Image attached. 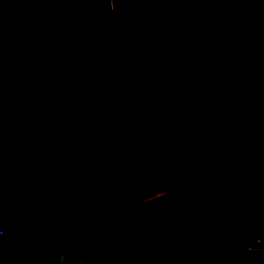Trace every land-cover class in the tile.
<instances>
[{
  "label": "trees",
  "instance_id": "obj_1",
  "mask_svg": "<svg viewBox=\"0 0 264 264\" xmlns=\"http://www.w3.org/2000/svg\"><path fill=\"white\" fill-rule=\"evenodd\" d=\"M247 1L0 0V72L8 64L17 69L19 60L26 75L58 65L48 74L58 78L60 91L55 99L46 86L34 89L35 109L46 121L19 149L3 151L17 137L0 121V168L32 164L45 183L70 158L59 141L84 146L105 137L138 175L171 182L168 192L139 201L116 168L95 169L86 194L72 199L75 214L47 232L57 250L131 228L132 241L117 251L120 263L156 237L161 264H178L184 234L188 264H201L199 239L212 220L201 207L218 173L213 168L197 181L191 175L219 152L239 157L243 166L233 177L234 199L219 209V239L239 247L249 200L264 197V179L251 181L248 173L251 154L264 176V100L245 116L235 94L246 85L264 91V30L247 42L239 20L223 14ZM109 34L116 51L126 42L132 67L142 70L141 84L122 87L123 63L112 53L100 73L87 70L90 47ZM65 57L71 76H61ZM21 95L22 86L11 83L0 94V111L24 129ZM245 120L252 127L237 147Z\"/></svg>",
  "mask_w": 264,
  "mask_h": 264
},
{
  "label": "rangeland",
  "instance_id": "obj_2",
  "mask_svg": "<svg viewBox=\"0 0 264 264\" xmlns=\"http://www.w3.org/2000/svg\"><path fill=\"white\" fill-rule=\"evenodd\" d=\"M224 13L225 14L223 15L226 19L234 18L239 20L240 24L246 31L247 42L251 41L260 31L264 30V0H248L238 8L224 10ZM111 53L113 54V59L116 64L119 65V61L123 63V70L120 72V83L122 87L126 84L129 86H137L143 82L142 70L140 68H133L129 61L126 42L124 41L116 51L113 48V41L110 34L107 36L105 43L99 42L90 47L86 60L87 70L100 73L108 66ZM17 65L18 68L15 69L13 65L8 64L6 72H0V94L7 93L11 83L20 84L22 86L21 105L25 114L26 125L24 129H19L6 114L0 111L1 123L9 132L17 137V141L5 145L3 151L19 149L23 145V140L34 128L43 127L45 125L46 116L39 114L35 109V88L46 86L49 88L50 96L52 98L59 99L60 97V91L55 86L58 78L48 74L52 69L57 68L58 65L41 66L38 71L31 72L28 75H26L27 70L24 67L22 60H19ZM59 65H66L67 67L61 76L72 75L70 64L66 57ZM235 97L237 98L239 105L242 107L245 116H247L253 105H255L260 99H264V91L255 92L246 85L237 91ZM58 124L60 128L62 126V120H59ZM251 127L252 123L245 120L237 137V147H240L244 140L247 139ZM56 137L58 139V131ZM59 147L63 152L67 153L70 158L61 162L58 180L67 181L69 179V181L78 184V188L67 193L73 198L84 196L86 194V189L91 181L92 174L94 170L99 167L119 169L122 176L124 175L127 179L124 176L123 177L129 181L132 193L139 201H151L153 197L164 194L170 190V181H163L161 179L148 181L143 171L138 175L134 162L130 163L118 155L105 137L93 139L84 146L59 141ZM115 159L119 161V165L116 163L117 161ZM249 159L248 173L251 181H263L264 176L258 162L251 154H249ZM213 168H216L218 173L217 180L210 182L208 185L201 207L202 210L206 212H212L210 228L204 238L201 239L199 245L201 264H222V262H225V264H254L252 262L247 263L245 256L257 260L258 264H264V256H262L261 252L255 250L251 242L252 240H250V230H254V228L257 229L260 225H264V197L253 195L251 198L248 208L247 234L241 238V240L243 239L241 243L245 242L244 245L247 246L245 248L238 247L235 249L231 244L222 242L219 239V209L223 207L225 203L234 199L236 187L233 184V177L242 171L243 166L239 157H231L224 152H219L214 154L206 163L202 164L191 175V178L194 181H197L205 172ZM1 181H5L4 184L0 186L1 195H7L10 197L12 192L16 194L18 189L16 185L17 180H13V183L11 181L9 184L7 176L5 178H0V184ZM65 203L70 204L73 211L71 214L68 212L64 217L62 215V218L58 217L56 219L58 220L56 224L65 222L76 212L73 200ZM47 205L48 204L44 206ZM50 205L51 204H49V206ZM126 230H123L121 233L119 231L118 233L116 232L105 235L101 237L100 241L96 240L94 243L99 241L98 243L100 245H109L113 247L121 244V242L130 243L133 237V229L129 228ZM262 231L264 232V227L262 228ZM120 250H122V248ZM136 250L135 254H138V256L135 260L132 261L130 258V260H126L125 262H129V264H161V249L154 237L147 239L144 244ZM237 250L240 255L236 260L234 259L236 258L234 257V254L237 253ZM117 251L119 250L112 251L111 254L114 255L119 264L121 261L120 255ZM107 252L109 251L101 253ZM176 257L178 264H188L186 239L184 234L181 235L177 243ZM240 258L243 260H239Z\"/></svg>",
  "mask_w": 264,
  "mask_h": 264
},
{
  "label": "crops",
  "instance_id": "obj_3",
  "mask_svg": "<svg viewBox=\"0 0 264 264\" xmlns=\"http://www.w3.org/2000/svg\"><path fill=\"white\" fill-rule=\"evenodd\" d=\"M262 100L264 99H260L257 104ZM115 160L119 165V161L117 159ZM59 172L60 166L56 171L52 172L48 180L43 183L39 178L37 168L32 164L25 168L9 170H2L0 168V178L8 176L9 184L11 181L13 183V180H17L16 185L18 187L16 194L12 192L10 197L0 194V221L5 225L7 230L6 234L0 238V264H70L72 261L81 257L83 258L104 251L123 249V247L129 243L121 242V244L115 247L109 245L104 246L98 243L101 237H103L100 236L63 251L57 250L50 243L47 238L48 230L52 225L57 223L58 220L56 219L58 217L62 218V215L64 217L68 212H70V214L72 213L73 210L70 204H66L65 202L71 201L73 197L67 193L78 188V184L69 181V179L67 181H59ZM4 182L5 181H1L0 186H2ZM251 198L246 211L243 234H241L239 240V247L242 248L247 246L244 245L245 242L241 243V241H243L241 238L247 234L248 208ZM46 204L48 205L44 206ZM49 204L51 205L49 206ZM263 227L264 225H260L257 229H251L250 240L253 241L256 238L263 237ZM121 232L122 231H120V233ZM207 233L208 230L200 236L199 245L201 239H203ZM154 239L158 243L157 238L154 237ZM96 240L99 241L94 243ZM238 250L237 253L234 254V257H236L234 259L236 260L240 255ZM136 251L137 250L131 251L130 256L136 258L138 256V254H135ZM61 257H63V260H61ZM135 258L132 261H134ZM245 258L247 263L252 262L258 264L257 260H253V258L249 256H245ZM239 260L242 261L243 259L240 258ZM119 264H129V262H122ZM222 264H225V262Z\"/></svg>",
  "mask_w": 264,
  "mask_h": 264
},
{
  "label": "built area",
  "instance_id": "obj_4",
  "mask_svg": "<svg viewBox=\"0 0 264 264\" xmlns=\"http://www.w3.org/2000/svg\"><path fill=\"white\" fill-rule=\"evenodd\" d=\"M7 230L4 224L0 221V238L6 234ZM252 245L255 250L262 253L264 256V235L261 238H256L252 241ZM112 252L92 254L86 257L78 258L72 261L70 264H118V260L115 259Z\"/></svg>",
  "mask_w": 264,
  "mask_h": 264
},
{
  "label": "clouds",
  "instance_id": "obj_5",
  "mask_svg": "<svg viewBox=\"0 0 264 264\" xmlns=\"http://www.w3.org/2000/svg\"><path fill=\"white\" fill-rule=\"evenodd\" d=\"M61 260H63V257H61Z\"/></svg>",
  "mask_w": 264,
  "mask_h": 264
}]
</instances>
